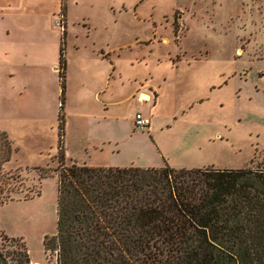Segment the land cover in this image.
<instances>
[{
    "label": "rangeland",
    "instance_id": "obj_1",
    "mask_svg": "<svg viewBox=\"0 0 264 264\" xmlns=\"http://www.w3.org/2000/svg\"><path fill=\"white\" fill-rule=\"evenodd\" d=\"M63 31L66 85L85 74L78 68L91 65L86 53L94 42L102 41L104 49L133 45L135 39L157 42H150L153 51L145 61L131 65L142 51L125 52L118 66L125 83L152 73L166 97L157 117L169 121L155 134L137 130L133 122L130 130L131 88L113 89L114 110L124 121L113 163L153 165L156 158L171 168L182 161L220 170L264 167V0H0V93L7 83L4 64L23 83L39 71L32 68L40 65L37 49L47 59L59 53ZM51 42H57L53 52ZM82 57L84 67L77 63ZM52 68L58 76L59 60ZM44 81L49 98L55 80ZM195 91L202 101L194 104ZM182 109L186 113L173 121ZM57 126V120L0 119V131L16 148L3 168L8 180L0 183V250L12 256L23 245L30 264H56L44 240L56 233Z\"/></svg>",
    "mask_w": 264,
    "mask_h": 264
},
{
    "label": "trees",
    "instance_id": "obj_2",
    "mask_svg": "<svg viewBox=\"0 0 264 264\" xmlns=\"http://www.w3.org/2000/svg\"><path fill=\"white\" fill-rule=\"evenodd\" d=\"M64 39L63 32L56 233L44 240L56 264H264V167L95 168L66 159ZM15 152L0 131L1 184ZM15 248L12 256L0 250V264H30L25 247Z\"/></svg>",
    "mask_w": 264,
    "mask_h": 264
},
{
    "label": "crops",
    "instance_id": "obj_3",
    "mask_svg": "<svg viewBox=\"0 0 264 264\" xmlns=\"http://www.w3.org/2000/svg\"><path fill=\"white\" fill-rule=\"evenodd\" d=\"M6 8H10V6L7 5ZM61 36L59 38L58 52ZM151 41L157 43L154 42V39ZM151 41H137V39H135L133 45L114 49H104L102 41H100V43L94 42L90 51L86 53L91 65H88L85 70L83 68H78V73L85 72V74L81 76L80 80L75 79V81H69V83L67 81V85L65 82L63 110L65 111L64 146L67 160L76 161L79 164H85L95 168L161 167L160 164H157L158 161L156 158L153 160V165L131 163L130 165L122 166V164H115L112 162L113 154L117 146V137L119 135V133H117L119 122H124L122 118L117 116V111L114 110L113 104L116 102L111 100L113 89L116 92L118 89L122 90L125 87L131 88L130 100L133 103L135 113L139 112L151 118L150 127L147 129L149 134L162 131L163 129L158 128L159 125L169 121L162 115H160L161 117L159 118L157 117L166 97L160 89V86H156L152 73L148 70L147 73L144 71L143 75H135L132 78H128L126 80L127 83H125L123 82L118 66L119 61L127 52L133 54L135 53L134 51L137 50L142 51V53L134 57L135 59L130 62V64L133 65V62L141 63L145 61L146 54L149 55L153 51V46L149 45ZM56 43L57 42H51L52 52L57 49ZM143 50L145 51L144 53ZM37 51L38 52L33 55L40 58L38 62L40 65L33 66L32 68L39 67V69H37L39 71L32 73L35 76L24 78V80H22L23 83H20L21 80L19 78H14L13 75H10L13 68L10 64H4L2 61V63L6 65L4 69H6L5 74L7 75V83L0 93V119L5 120L7 123L17 118H25L37 122L49 120L51 123L57 120L56 117L60 104V86L59 77L52 67L57 65L59 53L57 54L56 51V54H54L53 52V54L48 56L49 59H47L46 53L38 49ZM69 54L71 55V52H69ZM2 55L6 57L7 54L3 52ZM83 58L84 57L77 61L80 67H84L81 65V60ZM66 67L65 62V73ZM44 76H47L50 80L52 78L55 80L54 94H52V91L48 93L51 97L50 101H47L50 97L48 98L44 95ZM35 84L37 87L34 86ZM30 86L33 87L30 88ZM41 89L43 91L42 94L40 92ZM196 93L197 91L194 93L195 100L192 102L194 104L202 101L200 97L196 96ZM24 100L27 102L31 100V106L29 103L26 104L27 106H24ZM185 113L186 109H182L179 113H174L176 116L173 121L179 118L178 115L181 117V115ZM132 122V118H129L130 130L133 128ZM166 129L172 130V127L166 126L165 130ZM182 162L185 164L175 166L174 168L197 169L206 167L203 166V164L193 161Z\"/></svg>",
    "mask_w": 264,
    "mask_h": 264
},
{
    "label": "built area",
    "instance_id": "obj_4",
    "mask_svg": "<svg viewBox=\"0 0 264 264\" xmlns=\"http://www.w3.org/2000/svg\"><path fill=\"white\" fill-rule=\"evenodd\" d=\"M133 124L137 130L145 131L150 127L151 118L136 112L133 117Z\"/></svg>",
    "mask_w": 264,
    "mask_h": 264
}]
</instances>
